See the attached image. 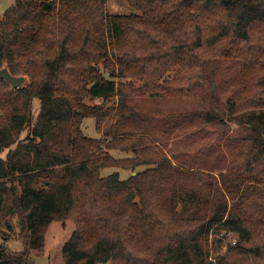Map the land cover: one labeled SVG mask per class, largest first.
I'll return each instance as SVG.
<instances>
[{
  "label": "trees",
  "instance_id": "obj_1",
  "mask_svg": "<svg viewBox=\"0 0 264 264\" xmlns=\"http://www.w3.org/2000/svg\"><path fill=\"white\" fill-rule=\"evenodd\" d=\"M127 2L16 0L0 18V69L29 78H0V264H35L66 221L64 264H264V0ZM219 234L237 237L220 257Z\"/></svg>",
  "mask_w": 264,
  "mask_h": 264
},
{
  "label": "rangeland",
  "instance_id": "obj_2",
  "mask_svg": "<svg viewBox=\"0 0 264 264\" xmlns=\"http://www.w3.org/2000/svg\"><path fill=\"white\" fill-rule=\"evenodd\" d=\"M16 0H0V18L3 17V14L5 11L10 8L12 5L15 4ZM55 3H57L58 0H51ZM106 12L108 15H119V16H131L134 13H137L135 10H133L127 0H107V5H106ZM173 76V74H169L166 78L170 79ZM29 83V78L25 77V83L23 84L26 85ZM136 87H139V83H135ZM227 96L222 95V101H226ZM88 101V100H87ZM138 104L143 107L144 109H153V110H160L162 112H167L169 110H176L180 108L181 106L185 105H190L191 103L188 101H182V100H174V101H163V100H157V101H152V100H145L143 98H138ZM36 105H34V108L36 106L35 110V118L34 122L36 120V115L38 114L39 111V106L40 103L39 101L34 102ZM87 104L94 105L95 102H87ZM232 130H234L236 136L240 135V131L236 129V126L233 124H230ZM83 131L86 136L93 137V138H100V135L95 131V120L94 119H87L83 123ZM26 135V133H25ZM185 147L183 145H175L174 147V152H182L184 151ZM111 154L116 158V159H124V158H132L133 154L130 152H116L113 151ZM143 169V168H142ZM138 169V170H142ZM113 173H119L121 180H125L131 175V171H125V170H120L117 168H107L102 170V175L103 176H108ZM75 230L74 223L72 221H66L65 223L62 222H53V224L50 226V228L47 231V236H46V246L45 250L42 253H34L31 256V260L35 264H64L63 259H62V248L64 244L70 239L73 231ZM222 234H219L218 236L211 235L210 236V242L214 238H221L223 240L222 243V249L220 252H217V256H224L227 251L229 250L230 246H233L232 242L233 239L237 238L234 237L235 235L233 234H228L224 239H223ZM2 243V240L0 238V244ZM7 246L10 248L11 251L20 253L23 250V245L19 240H10L7 242ZM215 255L212 254L210 257V260L208 261L209 263H213V260L215 259ZM110 264V263H106Z\"/></svg>",
  "mask_w": 264,
  "mask_h": 264
},
{
  "label": "water",
  "instance_id": "obj_3",
  "mask_svg": "<svg viewBox=\"0 0 264 264\" xmlns=\"http://www.w3.org/2000/svg\"><path fill=\"white\" fill-rule=\"evenodd\" d=\"M0 78L4 79L13 89H19L25 83V76H13L6 67L0 69Z\"/></svg>",
  "mask_w": 264,
  "mask_h": 264
},
{
  "label": "built area",
  "instance_id": "obj_4",
  "mask_svg": "<svg viewBox=\"0 0 264 264\" xmlns=\"http://www.w3.org/2000/svg\"><path fill=\"white\" fill-rule=\"evenodd\" d=\"M232 244H233V245H235V244H236V240H235V239H233V242H232Z\"/></svg>",
  "mask_w": 264,
  "mask_h": 264
}]
</instances>
